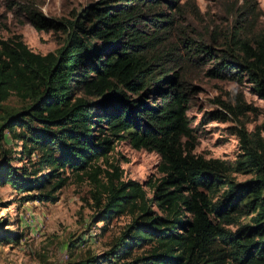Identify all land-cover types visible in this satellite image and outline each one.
<instances>
[{
  "label": "trees",
  "instance_id": "1",
  "mask_svg": "<svg viewBox=\"0 0 264 264\" xmlns=\"http://www.w3.org/2000/svg\"><path fill=\"white\" fill-rule=\"evenodd\" d=\"M160 3L97 0L61 19L30 10L39 30L52 25L65 34L46 53L33 51L20 35H0V108L11 95L23 102L18 110L3 109L0 137L9 132L20 142L18 159L26 158L15 165L5 155L0 183L30 192L23 200L56 201L74 174L91 185L96 220L108 226L129 216L108 250L68 264H264V121L253 131L235 127L240 151L232 162L194 152L189 87L155 52L172 21L143 11ZM143 18L153 20L156 31L144 30ZM240 30L224 48L201 44L186 52L202 51L210 62L206 73L246 76L264 96V34L244 37ZM210 114L228 118L221 109ZM121 139L156 151L162 175L146 187L125 179L108 159ZM235 172L251 176L236 180ZM20 236L0 222V242Z\"/></svg>",
  "mask_w": 264,
  "mask_h": 264
},
{
  "label": "rangeland",
  "instance_id": "2",
  "mask_svg": "<svg viewBox=\"0 0 264 264\" xmlns=\"http://www.w3.org/2000/svg\"><path fill=\"white\" fill-rule=\"evenodd\" d=\"M96 1L0 0V35L2 38L20 35L36 52L55 50L65 34L54 30L52 25L39 30L30 20L29 11L61 19L72 17ZM143 11L158 19H165L166 14L172 21L160 32L162 44L155 52L163 53L168 73L178 71L181 81L189 87L187 115L196 139L194 152L234 161L240 151L235 127L244 125L253 131L264 121V96L246 76L233 80L209 75L206 70L210 62L204 60L203 52L192 51L193 56H189L186 49L201 44L224 48L238 28L244 37L264 34V0H177L171 5L162 0L150 9L145 6ZM141 27L148 33L157 29L148 18H143ZM221 102L229 103L235 112L226 110ZM22 106L23 102L11 95L0 108V115L3 109L18 110ZM214 109L223 110L228 118L224 121L211 118L210 111ZM19 143L5 131L4 137H0V160L6 155L12 157L15 165L26 162V158L18 159ZM108 159L119 164L125 179H136L145 187L149 180L162 175L158 169L160 155L156 151L136 149L127 139L115 143ZM234 176L236 180H244L251 174L235 172ZM90 189L87 180L70 174L56 201L23 200L22 195L30 192L0 183V222L3 229L21 233L19 239L0 242V264H68L108 250L129 216L116 217L104 229L103 222L93 216Z\"/></svg>",
  "mask_w": 264,
  "mask_h": 264
}]
</instances>
